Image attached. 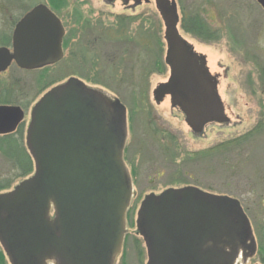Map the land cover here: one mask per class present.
<instances>
[{
    "label": "water",
    "instance_id": "water-1",
    "mask_svg": "<svg viewBox=\"0 0 264 264\" xmlns=\"http://www.w3.org/2000/svg\"><path fill=\"white\" fill-rule=\"evenodd\" d=\"M256 2L264 10V0ZM155 5L165 28L164 60L170 70L168 82L153 92L156 103L170 96L171 106L180 109L188 126L224 122L214 86L205 74L204 57L179 34L175 0H155ZM33 23L31 14L17 35H31ZM48 28H43V35H48ZM52 37L44 39L43 50L57 46ZM14 57L20 67L34 65L27 56ZM55 59L46 55L37 61ZM10 60L0 50V71ZM125 141L124 106L78 79H69L40 99L26 138L35 173L13 192L0 195V244L11 264L114 263L132 196L123 162ZM137 230L147 250V264H236L251 239L238 201L195 187L146 197Z\"/></svg>",
    "mask_w": 264,
    "mask_h": 264
},
{
    "label": "rangeland",
    "instance_id": "rangeland-1",
    "mask_svg": "<svg viewBox=\"0 0 264 264\" xmlns=\"http://www.w3.org/2000/svg\"><path fill=\"white\" fill-rule=\"evenodd\" d=\"M68 2L71 11L66 29L71 30L74 37L66 48L65 81L79 78L89 89L96 90L110 101L118 100L125 107L127 129L123 160L132 185V197L125 217L128 234L125 243L129 246L124 264H146L145 256L140 260L143 241L137 230L138 212L144 199L168 189L186 187H196L205 193L238 201L258 242L256 259L247 261V264L264 262V12L256 1L175 0L179 34L195 54L204 57L206 77L214 86V94L225 118L224 122L208 124L202 136L192 133L180 109L171 106L170 97H164L159 103L154 99L153 92L169 78L168 67L161 70L154 63L160 56L164 61L166 50L164 24L155 0L127 4L103 0ZM74 10L82 13V18L91 20L92 27L96 24L98 29L111 30L109 38L112 42L104 39V43L98 42L96 46L95 56L101 53L106 57L92 69L87 64L81 70L68 63L73 46L75 51L81 47V44L79 48L77 45ZM195 13L219 31L218 42L205 44L182 31V17ZM116 15L139 16L128 31L127 37L133 40L139 38L140 26L150 29L160 26L163 53H159L160 46L155 39L149 42L150 51H147L142 35L139 44L126 43L124 47L117 44L113 35ZM123 51L129 54L117 64ZM138 52L144 53L139 61L141 64L137 62ZM147 72H150L149 76H146ZM85 77L98 79L106 85H95ZM130 92L135 94V101L130 100ZM141 93L145 100L139 99ZM256 127L259 130L246 144L211 157H193ZM169 136L174 142L166 138ZM6 163L3 159L1 172H4ZM50 217H53L52 211ZM136 243L138 247L133 250L131 245ZM238 261L243 264L240 255Z\"/></svg>",
    "mask_w": 264,
    "mask_h": 264
},
{
    "label": "flooded vegetation",
    "instance_id": "flooded-vegetation-1",
    "mask_svg": "<svg viewBox=\"0 0 264 264\" xmlns=\"http://www.w3.org/2000/svg\"><path fill=\"white\" fill-rule=\"evenodd\" d=\"M67 1L70 0H0V50H4L8 58L11 57L6 68L0 71V109H4V114L0 116V169L3 159L7 161L4 172L0 170V195L13 192L19 184L33 176V167L32 170L27 171L24 164L16 163L8 156L28 154L26 138L33 108L49 90L66 82V48L67 44L74 37L71 34V30L68 31L66 29L68 15H70L71 11L69 10L71 3H67ZM257 6L264 12L259 4ZM31 14H33L34 20L31 30H34V32L31 35H17L21 22ZM81 14L74 10L75 21L74 19L73 21L74 23L76 22L74 27L77 31V45L79 48L81 44V47L75 51L76 47L75 45L73 46L74 51H71L68 63L77 67V69L81 68L83 70L86 64L92 69V66L98 63V58L95 56L97 43H104V39L111 42L109 38L111 30L98 29L96 24L92 27L91 20L82 18ZM46 25H49L47 29L48 35H43L45 33L43 28ZM52 34V38H55L57 41V46H54L53 51L50 50V46H48L47 50H43L44 39L47 38L46 42H48ZM16 54L30 58L31 63L34 64L33 67L29 69L20 67L19 62L14 57ZM71 54H75L73 58ZM128 54L129 52L123 51L119 55L117 64L124 61V57ZM46 55H54L56 59L50 62L47 61V63L37 61ZM143 56V52H138L137 62L142 61ZM208 124L210 123H204L200 127H196L195 125L188 127L193 134L202 136ZM194 128H198V131H195L196 129L194 130ZM247 134H250L252 137L256 132H248ZM242 136L244 135L227 141L231 144L226 145L221 151H226L228 148L243 143L246 144L250 140L237 141ZM166 138L170 142H174L171 136ZM9 166L10 169H7ZM127 236L126 232L122 248L116 258L117 262L115 261L113 264H124L128 251L127 247L129 246L125 243ZM257 243V238L251 228V239L245 244V247L241 249L239 254L241 256V263L247 264V261L256 259L258 255ZM131 247L135 250L138 244L136 243L135 246L131 245ZM139 255L140 260L141 256L146 257L147 264L148 257L144 242ZM136 258H138V254ZM0 264H11L1 244ZM46 264L55 263L47 262ZM237 264H240V261ZM258 264H264V262H258Z\"/></svg>",
    "mask_w": 264,
    "mask_h": 264
},
{
    "label": "trees",
    "instance_id": "trees-1",
    "mask_svg": "<svg viewBox=\"0 0 264 264\" xmlns=\"http://www.w3.org/2000/svg\"><path fill=\"white\" fill-rule=\"evenodd\" d=\"M139 19V16H135V17H126V16H115L114 17V22H115V26H114V38H116V43L117 44H123V47L126 43H131V44H139V38L142 37L145 38V49H147V51H150L148 46L150 45L149 42L152 41L153 39H155L156 42H158V45L160 46V50L159 53L161 52V54L163 53V43H162V36L160 35V26L157 29H150L149 27H144L142 28L140 26V32L138 34L137 39H132L128 36V31L131 25H133L134 22H136ZM142 25V24H141ZM180 26L182 31L185 34H189L192 37L198 39L199 41H201L202 43L208 44V43H215L218 42L220 40V34L219 31H217L216 29L211 28V26L206 23V21L197 13L195 14H191V15H187V16H183L182 19L180 20ZM144 30V31H142ZM112 42V40H111ZM127 46V45H126ZM75 54H71V57L73 58ZM160 56V55H159ZM106 54H101L99 53V55L97 56L98 58V62H102L103 59L105 58ZM153 57V56H152ZM156 57V56H155ZM155 65L163 70L165 68V64L164 61H162V57L160 56V58H155ZM150 72L146 73V76H149ZM149 74V75H148ZM85 79L95 85H101L104 86L106 84H104V82H101L98 79H94V80H89L88 77H85ZM135 94H133V92H130V97H132V101H135ZM139 99L141 100H145L144 99V95L141 93L139 94ZM140 101V100H139ZM259 130V127H256L253 131L251 132H255ZM251 136L250 134L244 135L240 138L237 139V141L240 140H247L249 139ZM231 143L227 142L224 144H221L219 146H216L214 148L205 150L201 153L198 154H194V158L199 157L200 155L202 156H212L215 153L220 152L222 149L225 148L226 145H229ZM11 158V160H13L16 163H22L25 165V168L27 169V171L32 170L33 167V162L31 157L28 154H16V155H11L8 156Z\"/></svg>",
    "mask_w": 264,
    "mask_h": 264
}]
</instances>
